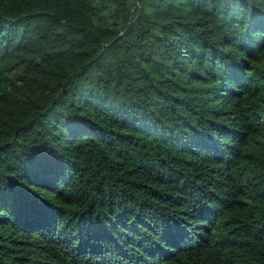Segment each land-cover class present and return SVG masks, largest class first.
Here are the masks:
<instances>
[{"label": "trees", "instance_id": "1", "mask_svg": "<svg viewBox=\"0 0 264 264\" xmlns=\"http://www.w3.org/2000/svg\"><path fill=\"white\" fill-rule=\"evenodd\" d=\"M0 264H264V0H0Z\"/></svg>", "mask_w": 264, "mask_h": 264}]
</instances>
